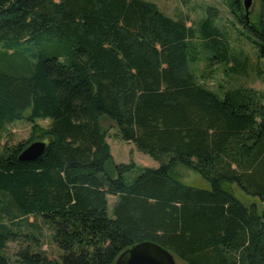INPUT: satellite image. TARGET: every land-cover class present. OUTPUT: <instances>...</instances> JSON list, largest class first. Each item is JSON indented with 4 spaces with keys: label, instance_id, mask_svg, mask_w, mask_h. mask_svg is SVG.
<instances>
[{
    "label": "trees",
    "instance_id": "16d2710c",
    "mask_svg": "<svg viewBox=\"0 0 264 264\" xmlns=\"http://www.w3.org/2000/svg\"><path fill=\"white\" fill-rule=\"evenodd\" d=\"M229 7L264 58L262 15L247 26L240 1ZM216 19L208 7L189 26L143 0H0V264H114L141 242L182 264H264V209L224 188L264 204V97L207 86L217 67L236 82L250 63ZM103 118L159 167L125 183L134 165L113 163ZM21 120L29 138L2 144ZM47 136L38 161H17ZM176 166L210 189L182 184ZM43 227L57 258L41 249ZM14 242L25 247L11 260Z\"/></svg>",
    "mask_w": 264,
    "mask_h": 264
},
{
    "label": "rangeland",
    "instance_id": "374dc122",
    "mask_svg": "<svg viewBox=\"0 0 264 264\" xmlns=\"http://www.w3.org/2000/svg\"><path fill=\"white\" fill-rule=\"evenodd\" d=\"M143 1L154 4L161 12L170 18L177 19L178 17H187L189 26L206 16V9L208 7L215 8L217 11L216 24L225 32L233 52H242L249 58L250 63L248 65L249 69L247 77L243 76L242 80L236 79V82L234 79H229L221 67H217L210 75L211 79L207 80V86L212 90L219 91V86L226 88L232 84H244L245 87L252 88L262 93L264 97V58H258L257 47L254 44L255 38L244 30L232 15L229 7L231 0ZM243 1L244 0H241L242 9ZM260 15L264 18V0H251V4L248 8L249 22L255 24ZM202 68L203 64L201 63L196 66V70H201ZM262 104L264 106V99ZM101 122L103 129L107 134L106 142L109 146L113 163L116 165H128L132 163L134 165V169L130 173L124 175L125 183H131L145 169H157L159 167L158 162L154 161L148 155L139 152L134 144L119 139L117 136V128L112 122L105 118H103ZM36 123L45 128L48 125L49 120H37ZM30 132L31 124L27 121H14L7 127L5 133L6 136L2 139L1 143L3 144L6 142L8 145H13L18 142H23L29 138ZM174 174L184 185L202 190L210 189L209 184L203 178L183 166H176ZM224 188L229 190L245 206L255 203L258 208V213L264 209V204L262 202L245 195L235 184H225ZM114 202L115 197L108 198L109 217H112V207ZM42 234L40 242L42 245L41 249L45 250L48 256L57 258L61 252L52 242L51 233L43 227ZM21 247L24 248L25 245L20 242L8 243L5 248V253L12 260L15 258L14 256L17 250ZM175 261L176 264H182L178 259H175Z\"/></svg>",
    "mask_w": 264,
    "mask_h": 264
},
{
    "label": "water",
    "instance_id": "95a60500",
    "mask_svg": "<svg viewBox=\"0 0 264 264\" xmlns=\"http://www.w3.org/2000/svg\"><path fill=\"white\" fill-rule=\"evenodd\" d=\"M250 4L251 0L243 1L242 15L246 24L249 23L248 8ZM52 141V137L47 136L31 142L20 152L17 161L21 164L38 161ZM114 264H176V261L172 254L159 245L152 242H141L120 253Z\"/></svg>",
    "mask_w": 264,
    "mask_h": 264
},
{
    "label": "flooded vegetation",
    "instance_id": "af4514ba",
    "mask_svg": "<svg viewBox=\"0 0 264 264\" xmlns=\"http://www.w3.org/2000/svg\"><path fill=\"white\" fill-rule=\"evenodd\" d=\"M240 1V3H241V0H239ZM242 7V6H241ZM242 13V12H241ZM252 24L249 22L248 24H247V26H251Z\"/></svg>",
    "mask_w": 264,
    "mask_h": 264
}]
</instances>
